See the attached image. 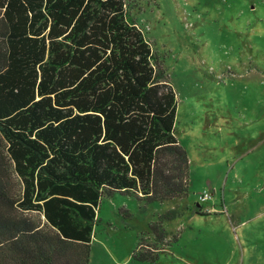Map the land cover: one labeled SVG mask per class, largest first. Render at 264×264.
Listing matches in <instances>:
<instances>
[{
	"label": "trees",
	"instance_id": "1",
	"mask_svg": "<svg viewBox=\"0 0 264 264\" xmlns=\"http://www.w3.org/2000/svg\"><path fill=\"white\" fill-rule=\"evenodd\" d=\"M176 107L125 0H0V264H89L103 198H186Z\"/></svg>",
	"mask_w": 264,
	"mask_h": 264
},
{
	"label": "rangeland",
	"instance_id": "2",
	"mask_svg": "<svg viewBox=\"0 0 264 264\" xmlns=\"http://www.w3.org/2000/svg\"><path fill=\"white\" fill-rule=\"evenodd\" d=\"M125 1L176 94L188 194L103 198L89 264H264V0ZM197 203L206 215L193 214ZM153 230L167 246L152 242ZM147 247L164 250L134 258Z\"/></svg>",
	"mask_w": 264,
	"mask_h": 264
},
{
	"label": "built area",
	"instance_id": "3",
	"mask_svg": "<svg viewBox=\"0 0 264 264\" xmlns=\"http://www.w3.org/2000/svg\"><path fill=\"white\" fill-rule=\"evenodd\" d=\"M209 199H210V196L207 194H204L203 196L200 197V199L198 200V203L199 204L205 203L209 201Z\"/></svg>",
	"mask_w": 264,
	"mask_h": 264
},
{
	"label": "crops",
	"instance_id": "4",
	"mask_svg": "<svg viewBox=\"0 0 264 264\" xmlns=\"http://www.w3.org/2000/svg\"><path fill=\"white\" fill-rule=\"evenodd\" d=\"M198 206H200L198 203H197Z\"/></svg>",
	"mask_w": 264,
	"mask_h": 264
}]
</instances>
